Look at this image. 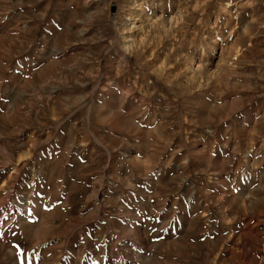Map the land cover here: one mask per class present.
<instances>
[{
  "label": "rangeland",
  "instance_id": "obj_1",
  "mask_svg": "<svg viewBox=\"0 0 264 264\" xmlns=\"http://www.w3.org/2000/svg\"><path fill=\"white\" fill-rule=\"evenodd\" d=\"M0 264H264V0H0Z\"/></svg>",
  "mask_w": 264,
  "mask_h": 264
}]
</instances>
